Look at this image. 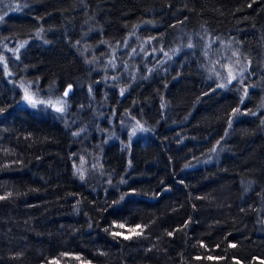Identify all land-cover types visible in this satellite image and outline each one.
I'll use <instances>...</instances> for the list:
<instances>
[{
  "label": "trees",
  "instance_id": "16d2710c",
  "mask_svg": "<svg viewBox=\"0 0 264 264\" xmlns=\"http://www.w3.org/2000/svg\"><path fill=\"white\" fill-rule=\"evenodd\" d=\"M0 264H264V0H0Z\"/></svg>",
  "mask_w": 264,
  "mask_h": 264
},
{
  "label": "rangeland",
  "instance_id": "374dc122",
  "mask_svg": "<svg viewBox=\"0 0 264 264\" xmlns=\"http://www.w3.org/2000/svg\"><path fill=\"white\" fill-rule=\"evenodd\" d=\"M26 97H30L31 100L26 99ZM39 102H43V103H46V104H51L53 106H56L59 103V101L53 99L52 97L45 98V99H40L28 87H24L23 88V93H22V103L23 104L29 105V106H34V105L38 104Z\"/></svg>",
  "mask_w": 264,
  "mask_h": 264
},
{
  "label": "water",
  "instance_id": "95a60500",
  "mask_svg": "<svg viewBox=\"0 0 264 264\" xmlns=\"http://www.w3.org/2000/svg\"><path fill=\"white\" fill-rule=\"evenodd\" d=\"M71 92H72V86H71V85H68V86L65 88L64 92H63V96H64V97H68V96L71 94ZM66 93H67V95H66Z\"/></svg>",
  "mask_w": 264,
  "mask_h": 264
},
{
  "label": "snow or ice",
  "instance_id": "6c2138e0",
  "mask_svg": "<svg viewBox=\"0 0 264 264\" xmlns=\"http://www.w3.org/2000/svg\"><path fill=\"white\" fill-rule=\"evenodd\" d=\"M66 95H67V93H66ZM26 99H29V100H31V98L30 97H26ZM58 111H61L62 109H57ZM137 234H139V233H137Z\"/></svg>",
  "mask_w": 264,
  "mask_h": 264
}]
</instances>
